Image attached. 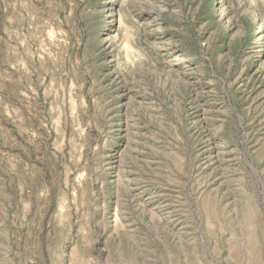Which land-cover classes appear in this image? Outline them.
Returning <instances> with one entry per match:
<instances>
[{
  "label": "rangeland",
  "instance_id": "rangeland-1",
  "mask_svg": "<svg viewBox=\"0 0 264 264\" xmlns=\"http://www.w3.org/2000/svg\"><path fill=\"white\" fill-rule=\"evenodd\" d=\"M0 264H264V0H0Z\"/></svg>",
  "mask_w": 264,
  "mask_h": 264
}]
</instances>
